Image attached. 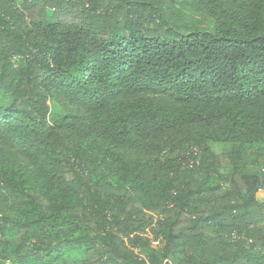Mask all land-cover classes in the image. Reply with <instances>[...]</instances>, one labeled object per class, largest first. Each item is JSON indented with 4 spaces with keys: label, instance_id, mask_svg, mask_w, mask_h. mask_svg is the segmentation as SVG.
Instances as JSON below:
<instances>
[{
    "label": "trees",
    "instance_id": "1",
    "mask_svg": "<svg viewBox=\"0 0 264 264\" xmlns=\"http://www.w3.org/2000/svg\"><path fill=\"white\" fill-rule=\"evenodd\" d=\"M75 261L264 264V0H0V264Z\"/></svg>",
    "mask_w": 264,
    "mask_h": 264
},
{
    "label": "rangeland",
    "instance_id": "2",
    "mask_svg": "<svg viewBox=\"0 0 264 264\" xmlns=\"http://www.w3.org/2000/svg\"><path fill=\"white\" fill-rule=\"evenodd\" d=\"M52 110H53V108H52ZM74 256H75V254L73 253V254H71V255L68 256V259L71 260L72 257H74ZM74 264H79V262L78 261H75Z\"/></svg>",
    "mask_w": 264,
    "mask_h": 264
}]
</instances>
